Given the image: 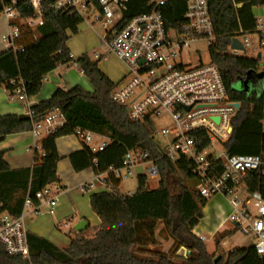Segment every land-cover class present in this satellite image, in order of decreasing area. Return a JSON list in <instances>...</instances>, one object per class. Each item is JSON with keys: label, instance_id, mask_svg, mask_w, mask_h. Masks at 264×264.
I'll use <instances>...</instances> for the list:
<instances>
[{"label": "trees", "instance_id": "1", "mask_svg": "<svg viewBox=\"0 0 264 264\" xmlns=\"http://www.w3.org/2000/svg\"><path fill=\"white\" fill-rule=\"evenodd\" d=\"M207 3L217 38L209 49L210 60L220 71L230 99L240 105L224 148L229 155L258 156L264 160V133L260 125L264 90L258 91L255 83L251 91L235 89L239 78L249 72L257 73L260 62L256 58L233 56L229 50L230 40L239 30L255 32L257 19L252 10L264 6V0H207ZM40 4L42 25L22 30L15 43L18 49L8 48L0 53V88L12 92L22 84L26 97L32 99L39 94L48 73L74 62L92 91L86 92L79 86L57 89L50 98L31 107V117L0 116V144L7 136L30 132L32 124L42 121L52 110H58L65 119L62 128L39 141V151L35 152L30 168L11 169L0 149V212L19 217L26 198L36 204L37 193L59 182L56 140L73 135L76 128L103 136L109 144L96 154L84 144L80 151L70 154L68 159L74 172L92 168L99 175L110 167L120 169L127 151H136L148 154L158 171V186L148 189V178L138 175L135 193L122 194L120 180L110 175L106 179L107 190L89 197L90 208L100 220L98 227L75 234L65 248L27 232L28 259L9 255L0 244V264H264L253 246L224 251L222 242L233 236L236 229L222 232L214 252H208L205 243L193 233L204 217L208 200L194 191L197 181L192 163L185 157L175 161L164 157L154 143L155 129L150 122L138 124L128 119L126 109L111 100L114 83L99 70L98 60L93 61L87 55L72 58L67 43L71 35L78 33L82 18L69 12L55 14L50 9L51 0H40ZM186 4L187 0L166 1L161 14L167 29L181 32ZM127 5L125 19L149 10L143 0H129ZM15 7L21 17L33 16L28 0L17 1ZM2 8L0 0V13ZM192 135L201 148L208 145L202 131ZM217 165V171L221 172V162ZM262 172L263 167L249 173L245 186L249 193L259 192L264 198ZM157 236L173 242L170 252H162ZM180 248L189 251V255L177 256Z\"/></svg>", "mask_w": 264, "mask_h": 264}, {"label": "built area", "instance_id": "2", "mask_svg": "<svg viewBox=\"0 0 264 264\" xmlns=\"http://www.w3.org/2000/svg\"><path fill=\"white\" fill-rule=\"evenodd\" d=\"M1 0L3 8L0 16L7 22V33L2 37L9 48L17 50L16 41L24 29L42 25L40 0H28L33 7L32 17L23 18L16 9L19 0ZM149 9L125 19L129 0H51L50 9L55 13L69 12L82 18L95 12L94 23L105 30L101 37V46L106 55L114 56L124 63L127 73L114 84L111 100L126 109L128 119L133 123L150 122L155 129L154 136L165 140V147L158 146L164 157L175 161L187 158L193 165L196 179L195 193L203 199L221 196L228 201L230 213L226 223L243 236L253 241V248L259 259L264 261V198L259 192L249 193L245 179L249 173L260 170L264 160L258 156L229 155L224 145L229 140L231 121L239 111L224 86L217 66L211 60L208 63L192 65L189 49L191 44L207 43L208 49L215 45L216 35L210 19L207 0H187L184 25L181 32L166 28L161 8L167 0H143ZM259 35L258 44L264 48V18L256 20ZM250 34L239 30L229 43L233 56L256 58L264 64L260 52L254 57L247 55L252 48ZM233 39L241 44L243 50H231ZM101 54L93 58L99 60ZM10 84H14L13 81ZM27 108L26 116L31 117L33 106L25 95L23 85L10 92ZM65 124L58 110L50 111L45 118L32 124L31 133L36 139H42L55 133ZM264 133V108L260 122ZM203 132L208 145L200 147L193 133ZM73 136L87 146L93 154L102 152L109 144L103 136L76 128ZM99 138L98 143L94 139ZM221 162L222 171H217ZM97 164V160L93 159ZM140 165H148L147 178L158 180L159 175L147 153L127 151L122 167H110L106 172L96 175L93 183L82 185L81 191L92 189L96 185L107 190L108 176L121 179L132 176V170ZM62 187L54 183L37 193L35 204L26 198L19 217L0 212V244L11 256L28 259L27 229L25 219L41 214L53 215L59 202ZM202 242L205 238L197 236Z\"/></svg>", "mask_w": 264, "mask_h": 264}, {"label": "crops", "instance_id": "3", "mask_svg": "<svg viewBox=\"0 0 264 264\" xmlns=\"http://www.w3.org/2000/svg\"><path fill=\"white\" fill-rule=\"evenodd\" d=\"M79 27H78V30H79ZM89 27L92 28V25H89ZM6 33H7V22L3 18L0 24V53L6 51L9 48L8 45L4 43L2 40V37ZM99 38L101 39V37ZM68 44L69 43H67V46L69 48ZM79 57L81 56H78V58ZM112 57L120 64V66L123 69H125V72L127 73L126 65L122 63L121 61H119L118 59H116L114 56ZM102 59H105V55L103 54H102V57L98 61ZM72 63L74 65L73 69L70 68V65ZM72 63L61 65L57 67L54 71L48 73L45 76L39 94L35 96L34 98L30 99V102L32 105H35L43 100H47L48 98L51 97V95L57 89L69 90L75 86H79L84 90L85 87H87V85L85 86V84L83 83H86L85 79L87 81L88 79L83 75V73L76 66V64L74 62ZM98 68L113 83L114 82L119 83L123 79L122 70L120 72L119 70L116 71L112 69L108 61L105 62L104 60V62L101 64H99L98 62ZM256 75H259L258 72L255 73V75L253 76V81L251 83L252 84L251 89L253 87V83H255V86L257 87L258 91H262L264 89H262L261 82H259V79L256 77ZM259 84H260V87H258ZM251 89L249 91H251ZM91 91H92V87H91ZM26 112H27V108L25 107L23 103L17 101L8 90L4 88H0V116L26 115ZM39 141L40 140L34 138L31 132H24V133L7 136L5 140L0 144V149L4 153L3 158L5 162L8 164V166L11 169H14V170L32 167L34 165L35 152L39 151V146H38ZM99 141H100L99 138L94 139V143H98ZM82 148H83L82 142L73 135L61 137L56 140V150L60 157V160L57 163L56 172H57V176L59 179L58 184H60V186L62 187V192L59 195V202L56 208L57 209L56 213H54L53 215H46L43 213L38 216L27 217V218H30L29 224L26 225L27 232H30L32 234H35L36 236L42 237L50 241L52 244H54L58 248L67 247L69 243V239L72 238L75 234H84L86 233L88 229H93L100 225L99 218L92 212L90 208L89 197L92 193H98V192L104 191L105 188H103L102 186L96 185L93 188L95 189V191L92 193H88L90 189H87L84 192L81 191L80 187L82 185L93 183L96 175L92 168L86 169L79 173L74 172L71 167L70 161L68 159L70 154L80 151ZM122 194H125V193H122ZM128 194H131V193H128ZM51 216L52 218L53 216H56V222H58L56 226L51 220L50 218ZM45 218H47V220H45ZM226 218L224 219L222 224H219L217 228H215L211 232L209 239H207L202 234V232H200V234L198 235L195 233V229L199 228V225L193 230V233L196 236L204 237L205 238L204 243H206L212 240L214 235L219 231V229L223 225L226 224L225 222ZM81 220H84L86 222L87 227L83 232L77 233L76 231L73 230V226ZM61 224L70 228L72 235L67 236V241L65 243L57 244L52 234V230L53 228H56L57 230H59L58 228L61 226ZM232 229L233 228L231 227L230 230ZM157 240L162 243L161 249L163 253L170 252V250L173 247L172 241H164L159 236H157ZM176 255L179 257H185L189 255V251H187L184 248H180L177 250Z\"/></svg>", "mask_w": 264, "mask_h": 264}, {"label": "rangeland", "instance_id": "4", "mask_svg": "<svg viewBox=\"0 0 264 264\" xmlns=\"http://www.w3.org/2000/svg\"><path fill=\"white\" fill-rule=\"evenodd\" d=\"M252 12L257 20L264 18V6L254 7ZM96 15L97 14L95 12H92L89 15L85 16L84 21L81 23L79 27L78 33L76 35H71L68 42L70 53L74 60H76L78 56L87 55L93 61H96L93 58L94 53H99L101 55L103 54L105 55V59L100 60L99 64L103 63L104 60L105 62L108 61L112 69L116 71L119 70L120 72L122 70L123 73L122 78H124V76L126 75L125 69H123L112 56L106 55L105 48L101 46L99 37H102L104 35L105 30L100 24L94 23V16ZM2 19L3 17L0 16V24L2 22ZM88 24L92 25V28H90ZM249 39L252 44V48L247 49V55L254 57V53L260 52L262 54V57L264 58V48H260L258 44L259 35L250 34ZM189 53H190V59L189 58L187 59L191 61L192 65L199 64L200 61L202 63H208L210 61L209 49L207 43L205 42L191 44ZM70 68L71 69L74 68L73 63L70 65ZM263 71H264V64L260 63V68L257 72L258 74H262ZM254 75L255 73L253 74L249 72L242 78L243 84L241 87L243 89L247 91L251 89V85H252L251 83L253 81ZM262 78L260 77L258 79L259 82H261L262 89H264V76H262ZM85 81L87 84L86 83L83 84H85V86L87 85V87H85L84 90L90 92L91 86L89 85L86 79ZM238 81H241V79L239 78ZM258 87H260V84ZM154 143L161 148L165 147V140L158 134L154 136ZM147 169H149L148 165L137 166L132 170V176H129L127 178L124 177L125 173H122V178L120 179V187H119L120 191L125 194L135 193L137 189V176L138 175L147 176V172H146ZM186 185L190 187L189 183H187ZM157 186H158V180L148 179V189H155ZM94 191L95 189L92 188L89 190L88 193H92ZM230 210L231 209L228 204V201L225 198L221 196H217L215 198L209 199L207 205L203 209L204 217L199 224V228L195 229V233L198 235L200 234V232H202V234L207 239H209L211 232L215 228H217L219 224H222L224 219L229 215ZM50 218L56 226L58 224V222H56V216H53V218L51 216ZM29 220L30 218L26 219L25 225L29 224L30 222ZM45 220H47V218H45ZM58 229L59 230L53 228L52 230V234L55 238V242L57 244L65 243L67 241V236L72 235L71 229L63 224H61V226ZM230 229H231V225L226 223L214 235L212 240L205 243L206 248L210 253L214 252L215 243L217 240L220 239L221 233L224 231H228ZM251 246H253L252 239L247 236H243L238 231H236V233L233 236L226 238L222 243V247L225 252H229L236 248H247Z\"/></svg>", "mask_w": 264, "mask_h": 264}, {"label": "water", "instance_id": "5", "mask_svg": "<svg viewBox=\"0 0 264 264\" xmlns=\"http://www.w3.org/2000/svg\"><path fill=\"white\" fill-rule=\"evenodd\" d=\"M230 48H231V50H243L241 44H240L239 41L236 40V39H233V40H232L231 45H230ZM259 59H260V55L257 56V60H259ZM262 76H264V72H263L262 74L256 75L257 78H260V77H262ZM240 79H241V81H238V82H237V85H236L235 89L247 91V90L241 88V85L243 84V81H242V78H240ZM240 84H241V85H240ZM248 84H249V83H248ZM235 107L238 109V108H239V104L236 103V104H235ZM86 227H87L86 222H85L84 220H81V221H79L78 223H76V224L73 226V230L76 231L77 233H81V232H83V231L86 229ZM218 259H219V257L217 256V257L215 258V262H216Z\"/></svg>", "mask_w": 264, "mask_h": 264}, {"label": "flooded vegetation", "instance_id": "6", "mask_svg": "<svg viewBox=\"0 0 264 264\" xmlns=\"http://www.w3.org/2000/svg\"><path fill=\"white\" fill-rule=\"evenodd\" d=\"M241 85V84H240ZM242 86V85H241Z\"/></svg>", "mask_w": 264, "mask_h": 264}]
</instances>
